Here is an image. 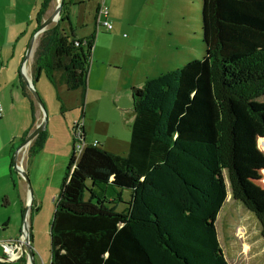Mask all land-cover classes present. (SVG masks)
Here are the masks:
<instances>
[{"label":"trees","instance_id":"trees-1","mask_svg":"<svg viewBox=\"0 0 264 264\" xmlns=\"http://www.w3.org/2000/svg\"><path fill=\"white\" fill-rule=\"evenodd\" d=\"M49 1L42 0L36 25ZM69 3L64 0L58 21L39 37L32 83L44 72L52 84L80 86L83 98L94 35L74 37ZM200 28L202 59L131 87L125 155L93 141L75 157L74 144L85 136L83 127L72 126L50 221V264H228L215 227L227 184L231 197L257 217L264 238L263 213L234 160V101L263 121L250 101L264 94V0H201ZM44 135L35 136L30 153L42 148ZM15 175L12 170L13 181ZM96 184L128 189L126 206L116 210L112 199L94 193ZM24 263V256L9 262Z\"/></svg>","mask_w":264,"mask_h":264},{"label":"rangeland","instance_id":"rangeland-1","mask_svg":"<svg viewBox=\"0 0 264 264\" xmlns=\"http://www.w3.org/2000/svg\"><path fill=\"white\" fill-rule=\"evenodd\" d=\"M69 1L70 29L74 37L93 34L94 42L83 98L80 86L67 89L62 83L52 84L44 72H40L33 83L46 114L45 135L30 176L25 171L30 204L27 213L19 215L15 230L21 232L23 221H26V236L34 264H50V221L70 157L71 128L75 122L83 127L85 143L98 141L105 150L125 155L133 119L131 87L140 86L146 78L178 68L192 59L200 60L204 55L201 0H103L112 25L110 29L95 25L94 9L99 0ZM56 2L50 1L44 17L54 9ZM62 26L70 34L66 23ZM41 34L37 35L29 56L33 70L34 53ZM23 56L24 53L20 60ZM29 78L32 81L33 75ZM250 103L262 112L263 121L255 120L244 104L234 101L237 116L234 160L246 191L264 218V94ZM0 123L9 126L7 118L0 119ZM29 145L19 151L18 163L21 153H26ZM74 149L77 150L76 144ZM74 156H78L76 152ZM33 180L41 185L38 189L40 203L32 201ZM93 191L112 199V206L118 211L126 206L125 201L129 198L128 189L110 184H96ZM119 196L121 199L117 200ZM87 197L85 193L84 198ZM215 227L228 264H264L261 223L231 197L228 184ZM24 258V264H27Z\"/></svg>","mask_w":264,"mask_h":264},{"label":"crops","instance_id":"crops-1","mask_svg":"<svg viewBox=\"0 0 264 264\" xmlns=\"http://www.w3.org/2000/svg\"><path fill=\"white\" fill-rule=\"evenodd\" d=\"M41 2L42 0H0V119L7 118L9 123V126L0 123V257L5 256L2 243L20 237L21 232H16L15 226L19 215L21 216L22 213L25 215L23 207L28 201L27 187L19 173H16L15 180H12L13 152L21 139L39 123L42 117L39 105L32 96H24L20 86V81H22L20 70L23 69V73L28 77L33 75L30 57L22 69L20 57L25 53L27 38L36 27L35 17ZM42 17H44V13ZM24 68H26L25 71ZM92 70L91 68L90 72ZM34 138L29 142L30 145ZM27 150L26 153L24 151L21 153L19 163L24 171L29 172L30 176L33 168L32 163H34L38 152L32 154ZM32 187L34 193L32 201L40 203L41 196L38 189L41 188V185L39 186L33 180ZM16 233L18 234L16 235ZM0 264H9V261L0 259Z\"/></svg>","mask_w":264,"mask_h":264},{"label":"water","instance_id":"water-1","mask_svg":"<svg viewBox=\"0 0 264 264\" xmlns=\"http://www.w3.org/2000/svg\"><path fill=\"white\" fill-rule=\"evenodd\" d=\"M63 2H64V0H57L54 9L48 15H46L45 17H42L40 22L36 25L34 31L31 33V35H30V37L28 39V42H27V45H26V49H25V53H24V56H23V59H22V63H21V66H20L21 69L23 68L24 63L27 61V59L30 56V53H31V51L33 49V44L35 42V39H36L37 35L42 33L44 30H46L53 22H57L58 21ZM22 70H21V73H20L21 80L24 82V84L27 87V89L29 90L31 96L33 97L35 102L39 105L40 109L42 110L41 111V113H42L41 120L39 121V123L36 124V126L32 130H30L27 133V135L21 140V142L17 145V147H15L14 152H13V156H12V166H13L14 170L17 173H19V175L25 181L26 185H28V180H27L26 173L18 165V153H19V151L21 150L22 147L27 146V144H29V142L40 131H42L45 128L46 114H45V110H44L43 104L40 101L37 93L35 92V89L33 87L31 79L28 78L23 73ZM29 204H30V198L28 197V201H27L26 206H25V212L26 213H27V209H28V205ZM24 227H25V221H23V229L21 231L20 238L17 239L18 243H19V248H20V253H19V257L18 258H20L21 256H25L27 264H34L33 252L31 250L30 244H29V242L27 240V237L23 236ZM4 258H6V260H8L9 262L15 261L14 259H10V258H7V257H4Z\"/></svg>","mask_w":264,"mask_h":264},{"label":"built area","instance_id":"built-area-1","mask_svg":"<svg viewBox=\"0 0 264 264\" xmlns=\"http://www.w3.org/2000/svg\"><path fill=\"white\" fill-rule=\"evenodd\" d=\"M97 27L103 26L106 29H110L112 27L111 23L109 22L107 18V7L104 4L103 0H99L96 6L95 11V19H94ZM79 126V125H78ZM79 129H76V134L79 135ZM77 150L74 149V152L77 153V155L80 154L81 150L84 147L85 142L81 139L80 141L75 143ZM74 144V147H75ZM78 157V156H77ZM20 238V237H19ZM3 249H4V257L17 260L20 253L19 243L18 240H10L2 243ZM0 257V259L6 260V258Z\"/></svg>","mask_w":264,"mask_h":264},{"label":"bare ground","instance_id":"bare-ground-1","mask_svg":"<svg viewBox=\"0 0 264 264\" xmlns=\"http://www.w3.org/2000/svg\"><path fill=\"white\" fill-rule=\"evenodd\" d=\"M26 70V68H24V71ZM28 77V76H27ZM29 78V77H28ZM19 167L22 168V166L20 165V163H18ZM28 233V230H27V225H26V221H25V227H24V233H23V236L24 237H27L26 234Z\"/></svg>","mask_w":264,"mask_h":264},{"label":"flooded vegetation","instance_id":"flooded-vegetation-1","mask_svg":"<svg viewBox=\"0 0 264 264\" xmlns=\"http://www.w3.org/2000/svg\"><path fill=\"white\" fill-rule=\"evenodd\" d=\"M18 259H19V258H18ZM18 259H17V260H18Z\"/></svg>","mask_w":264,"mask_h":264}]
</instances>
